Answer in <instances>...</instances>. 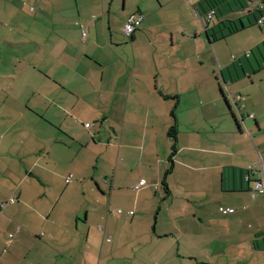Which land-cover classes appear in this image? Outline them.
Listing matches in <instances>:
<instances>
[{"label": "crops", "instance_id": "obj_1", "mask_svg": "<svg viewBox=\"0 0 264 264\" xmlns=\"http://www.w3.org/2000/svg\"><path fill=\"white\" fill-rule=\"evenodd\" d=\"M156 1L0 0V264H264V109L217 47L238 9L204 28L199 0L164 1L205 37L176 20L163 52Z\"/></svg>", "mask_w": 264, "mask_h": 264}, {"label": "rangeland", "instance_id": "obj_2", "mask_svg": "<svg viewBox=\"0 0 264 264\" xmlns=\"http://www.w3.org/2000/svg\"><path fill=\"white\" fill-rule=\"evenodd\" d=\"M162 3V8L161 9H156L157 12L155 14V28H154V32H155V42L156 45L162 48L163 52H171L172 50L169 49V42H168V37L170 35V33H173L174 31H176V25H175V21L176 20H187L189 19V21L191 22H196V27L197 29H199L202 32V28L200 26L199 23V19L196 15V13L193 11L192 7L190 6V13L187 12H179V10H174V5L173 3H169V4H164V1L166 0H159ZM174 0H172L173 2ZM133 2V1H132ZM129 1V4L133 3ZM153 2L155 3V7L157 5V1L153 0ZM259 0H255L254 4H258ZM122 4V1H121ZM239 10H236V12H238ZM243 15L241 12L238 13H233L231 14V17L234 19L237 18H241ZM251 22H252V26H249V23L247 21V18H242V21L244 22V24L246 25L247 29L232 35L231 37H229L228 39H222L221 41L218 42V46L222 52L224 53L225 57L227 58V61L229 63H233L236 62V67L239 69V77L237 78V76L234 77V79H241L240 81L238 80V82L236 83L235 87L236 91L239 92L244 100L249 101H253V102H257V105L259 104L261 109H264V22L262 26H258L255 24L253 17H249ZM263 19H264V15H263ZM237 25H239V21L237 19ZM193 24V23H192ZM221 31L223 33V35H227V30L225 27H223L221 25ZM219 28H216V31L218 32L220 30ZM202 38H204L205 36L203 35V32L201 33ZM209 35H211V33H209ZM219 35V33H218ZM123 38H125L124 36H122ZM219 38L222 37V35L218 36ZM127 43H129L128 40H126ZM179 48V47H178ZM177 46L174 47V52L178 53L176 50H178ZM180 49V48H179ZM246 52H249V55L246 56ZM242 60V63L244 64V66L246 68H250L251 66L252 71L250 70L249 73L250 75H245L244 71L242 70V68L239 65V60ZM208 65H211L214 67L215 73H216V77L219 80V83L222 87V89L224 90V94L226 96L227 94V87L225 85V83L223 82L222 79V75L220 74L218 68L216 65H212V63L210 64V62L208 63ZM253 69L254 71H256L255 73H253ZM227 83V82H226ZM244 89V90H243ZM231 90V89H230ZM229 90V92H230ZM232 93V90H231ZM251 93V96H250ZM227 98V96H226ZM228 99V98H227ZM182 100H184L182 98ZM232 105V109L233 112L236 113L237 116V120L242 128V132L244 133V135H247V125L252 126L253 125V121L252 120H245V124L244 122H241L240 117L236 111V108ZM184 107V103L182 101L181 104V109H183ZM209 110H211V117L215 118L213 120H211L212 122H208V126H221L223 122L222 120H220V118H217L219 114H215L214 111L215 109L212 106H209ZM180 112V111H179ZM178 113V111H177ZM179 115V113H178ZM183 111L182 114H180L178 117H184L183 116ZM231 123L233 122V127L234 129L237 131V127L234 123L233 119ZM79 126L83 127L84 123H88L91 124L92 120L90 117H88V115H85L82 113V115H79ZM114 156L115 158L117 157L119 159H124L122 155H116V151H114ZM115 158L113 160V163L110 164L111 166L108 165L107 162H104V166L109 168L112 167L113 168V164L115 163ZM110 168V171H112ZM142 174V173H141ZM144 174V173H143ZM140 175L139 173L136 174L137 176V180H139V177L142 176L143 179L146 180V176L145 175ZM135 177V174L134 176ZM56 186L59 189L62 186V182L59 181L58 179H56ZM149 184V183H148ZM64 186V184H63ZM134 186V185H133ZM132 186V187H133ZM131 187V188H132ZM73 198L77 199L80 197V192H73ZM228 208V213L231 211L230 206H227Z\"/></svg>", "mask_w": 264, "mask_h": 264}, {"label": "trees", "instance_id": "obj_3", "mask_svg": "<svg viewBox=\"0 0 264 264\" xmlns=\"http://www.w3.org/2000/svg\"><path fill=\"white\" fill-rule=\"evenodd\" d=\"M246 1V0H244ZM233 6H232V5ZM259 5H261L260 8H252L250 5L249 6H245V3H243V0H199L198 3H197V7L199 8V10L201 11V14L200 16L203 17V19H205L204 21V28H206V25L211 22V20L213 18H219L220 17V14L221 13V9L223 6H227L231 9L233 8H236L238 9L239 11L238 12H241L242 13V17L238 19L239 21V25H237V22L236 21H227V22H223L222 23V26L226 28L227 30V35H223L222 31H221V25H218V28L220 29L218 31L219 35H222V37H220V39H224L226 38L227 36L229 35H233L235 33H238L239 31L241 30H244L246 29V25L244 24V22L242 21V18H247V21L249 23V26H252V22L250 20L249 17H253L254 19V22L256 25H259L258 24V21L260 19H263V15H264V0H259ZM232 6V7H231ZM210 12H213V16L210 20L207 19V16ZM205 31H208L207 29H205ZM217 33V34H218ZM210 38V36H209ZM212 40L216 41L215 40V37H211ZM220 94L225 102V105L226 107L231 111V114L233 116V119L236 121V118L231 110V107L228 103V100L227 98L225 97V94H224V91L223 90H220ZM237 127H238V123H237ZM174 126L169 130V136L172 138V139H175V133H174Z\"/></svg>", "mask_w": 264, "mask_h": 264}, {"label": "built area", "instance_id": "obj_4", "mask_svg": "<svg viewBox=\"0 0 264 264\" xmlns=\"http://www.w3.org/2000/svg\"><path fill=\"white\" fill-rule=\"evenodd\" d=\"M254 1L255 0H246L248 6L250 5L252 8H260L261 5L258 4H254ZM213 16V12H210L207 16V19L210 20ZM142 16L140 14H137V15H134V16H131L129 17L127 20H126V23L123 27V33L127 36V37H130L133 35V33L140 27L141 23H142ZM263 22V19H260L258 21V24L261 25ZM81 36L82 38L84 39L85 36H86V31L85 30H82L81 31ZM246 56H248V53L246 54ZM240 99V98H238ZM89 127V124H85V128H88ZM69 180L67 179L66 180V183H68ZM147 185V182L145 180H140L139 183L133 187L134 190H138L140 187L142 186H146ZM253 195L254 194H258V195H261V196H264V175L262 177L261 180L257 181L254 183L253 185ZM10 203H13L14 202V199L11 198L9 200ZM229 211V210H227ZM118 214L121 213L120 210L117 211Z\"/></svg>", "mask_w": 264, "mask_h": 264}]
</instances>
